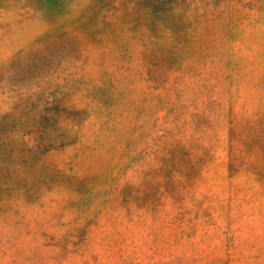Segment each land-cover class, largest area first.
<instances>
[{
    "label": "rangeland",
    "instance_id": "1",
    "mask_svg": "<svg viewBox=\"0 0 264 264\" xmlns=\"http://www.w3.org/2000/svg\"><path fill=\"white\" fill-rule=\"evenodd\" d=\"M0 264H264V0H0Z\"/></svg>",
    "mask_w": 264,
    "mask_h": 264
}]
</instances>
